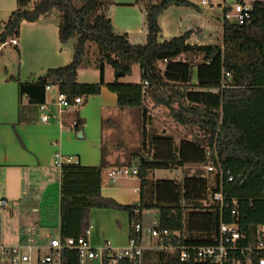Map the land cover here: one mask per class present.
Listing matches in <instances>:
<instances>
[{"label": "trees", "instance_id": "16d2710c", "mask_svg": "<svg viewBox=\"0 0 264 264\" xmlns=\"http://www.w3.org/2000/svg\"><path fill=\"white\" fill-rule=\"evenodd\" d=\"M79 1L77 5L73 0H17V8L0 33V43L18 37L22 22L38 21L55 9L61 43L73 42L72 59L67 65L49 68L35 80L9 77L18 83L20 110L24 97L32 107L44 102L47 84L57 85L71 98L84 99L99 94L107 86L118 95L121 110L141 109L144 117L149 98L154 106L167 107L176 122L203 128L207 137L205 143L184 139L176 145L172 137L157 135L152 142V158L143 151L134 152L140 163L138 203L121 204L102 195V176L107 167L104 147L98 166L84 167L77 163L57 168L61 180L60 206L59 210L48 212V216H54L60 223L62 233L83 235L91 226V209L113 208L129 213L130 236L135 222L148 224L158 218L161 227L172 232L193 230L196 241L204 243L211 226L219 219L216 212L208 211L202 204L214 190V186L208 189V178L187 176L178 182L153 180L149 174L159 168L202 163L207 158L216 161V155L224 167L245 176L242 185L226 182L228 194L240 199L242 222H264V202L260 200L264 195V3L257 6L250 22L237 24L224 19L221 45H192L188 43L190 31L159 41L161 15L171 7L197 6L189 0L146 3L147 38L143 44H134L126 33L114 31L107 15L109 0ZM229 9L225 7L224 12ZM92 45L96 47L94 61L101 78L96 83H81L77 81L78 69L88 58ZM183 54L193 55L195 62L179 61L177 58ZM106 65L124 76L138 65L140 80L106 82ZM226 71L231 72V79L222 88ZM29 191L31 196L37 193L33 186ZM32 206H39L36 198L28 205ZM149 209L155 213H147ZM36 223L41 226L39 218ZM47 227L54 233L57 226ZM144 258L145 264H182L177 253L161 250H146Z\"/></svg>", "mask_w": 264, "mask_h": 264}, {"label": "crops", "instance_id": "0c3cea01", "mask_svg": "<svg viewBox=\"0 0 264 264\" xmlns=\"http://www.w3.org/2000/svg\"><path fill=\"white\" fill-rule=\"evenodd\" d=\"M159 1L109 0L107 15L112 21L114 31L120 34L126 33L134 44L145 43L147 38L145 6L148 2L157 3ZM131 5L137 7L140 12L133 15L128 10H125L126 8L124 7ZM17 6V0H0V33ZM210 18V16L202 12V8L199 5L196 7H171L159 19L161 25L159 41L162 42L190 31L189 44L215 45L216 43L208 41L210 39V31L215 27ZM222 22L224 23L223 20ZM16 40L17 44H14L13 49L7 52H4L0 46L2 56L5 53L8 61L11 58L18 63V68H4V74L0 78V169L6 168L13 172L16 169L31 167L37 172L42 166L51 164L56 151H60L65 156H72L78 159L80 164L98 166L101 162L103 148L101 138L103 136L104 121L102 122L101 109L103 107H117L120 109L118 107V95L109 90L107 86H104L99 94L84 99V104L81 106L70 108L64 114L63 121L66 125L69 124L72 121V117H75L71 116L75 112L81 122L77 130L70 128L71 123L69 124V129H65V126L59 125L56 118H52L49 122L41 121L39 107L28 105L27 97L22 99L21 111L18 83L9 79V77L12 75L18 76L21 81L35 80L44 76L49 68L67 65L72 59L73 42L61 43L58 20L55 14H48L35 22H22ZM7 43L8 41L3 46ZM14 49H16V53ZM15 54L16 56H14ZM179 58L180 56L177 59L180 60ZM111 69L116 76L114 69L112 67ZM100 78V70L88 55V58H85L78 69L77 81L81 83H96L100 81ZM119 78H115L114 81H119ZM55 91L56 89H53L46 94V98L51 99L54 97ZM21 113L23 119H20ZM181 141L176 143V145ZM53 142H56V145ZM106 162L107 167L104 169L102 176V195L113 198L121 204L138 203L141 200L140 179L137 178L139 185L135 187L132 185L125 187L117 184L118 182L112 183L106 175L110 168L117 167L115 164L117 163V156L109 153L106 155ZM131 179L134 180L135 178H123L124 181ZM32 181L33 185L31 187L33 186L36 190L39 183L35 182L36 179ZM29 187L26 184V188H22L21 198L10 200L6 194L0 196V199L4 198L8 202L7 207L0 208V243L15 244L19 242L22 229L27 225L35 224L37 218H39L42 226V234H51L47 225L58 226L59 222L54 221L55 219L52 216H48L49 211L47 212V209L56 206L57 210H59L60 199L52 196L43 197L38 190L35 191L37 193L34 192L35 194L31 196ZM24 190L26 194L23 196ZM35 198L38 199L39 205L45 208L42 218L33 213V207L31 209L28 207L31 200ZM47 201L51 203L45 204ZM101 209L108 210L111 214L107 215L117 221V218L122 215L120 213L123 212L126 215L123 217H125V220L127 219L128 225L122 226L119 224V230L115 229L112 231L110 226L109 228L99 227V211L103 212ZM90 213L92 219L96 222V224L91 223L90 234V240L94 246L100 247L106 242L116 246L128 244L130 220L127 211L113 208H93Z\"/></svg>", "mask_w": 264, "mask_h": 264}, {"label": "built area", "instance_id": "2783aa9c", "mask_svg": "<svg viewBox=\"0 0 264 264\" xmlns=\"http://www.w3.org/2000/svg\"><path fill=\"white\" fill-rule=\"evenodd\" d=\"M203 4H209L202 0ZM264 0H237L224 12V19L237 24H245L253 19L257 6ZM234 20H231V18ZM17 44L16 38L10 39ZM6 43V42H5ZM4 45V43H2ZM231 72L226 71L222 80V88L228 86ZM145 83H148L147 81ZM56 89L54 97L45 98L38 104L40 120L49 122L56 118L60 126H66L63 116L70 108L84 104V98H71L57 85L47 84L46 94ZM81 122L74 119L70 128L77 130ZM56 145V142H53ZM210 156V152H207ZM54 163L58 168L64 164H77L79 160L65 156L60 151L54 153ZM209 190L202 200L208 211H214L219 216L216 224L205 237L204 243H198L193 230L174 231L160 226L158 218H153L148 224L141 221L134 223V232L125 246H116L106 242L103 246H94L90 240L91 226L85 234L72 236L62 233L60 223L55 235L42 234L41 226L31 224L21 231V239L15 244L0 243V264H145L146 250H161L177 253L182 264H264V222H242L241 202L238 197L231 196L226 191V182L244 184L245 176L235 174L224 167L216 155V161L210 160L207 167ZM140 163L132 160L129 165L117 166L108 170V179L112 183L121 178H139ZM138 190V189H137ZM264 202V195L260 196ZM6 199H0V207H7ZM250 205H253L250 200ZM193 205H191L192 208ZM147 213H155L147 210Z\"/></svg>", "mask_w": 264, "mask_h": 264}, {"label": "rangeland", "instance_id": "374dc122", "mask_svg": "<svg viewBox=\"0 0 264 264\" xmlns=\"http://www.w3.org/2000/svg\"><path fill=\"white\" fill-rule=\"evenodd\" d=\"M75 4L79 5V0H73ZM195 5H199L202 8V12L210 16L211 21L215 25V27L210 31V39L208 41L214 42L216 44L221 45L223 42V25L224 16L222 5L225 3H234L237 0H206L209 4H203L202 0H189ZM245 1H253V0H245ZM125 10H128L133 15L138 14L140 11L137 7L127 6L124 7ZM58 10H53L50 15L57 14ZM231 20H234L232 17ZM3 46L0 43V46L3 48L4 52L13 49L14 44L9 42ZM191 44V43H190ZM15 48V47H14ZM15 53L17 52L14 49ZM96 47L92 45V49L89 54V58L91 60H95ZM16 56V54L14 55ZM179 61H183L185 59H190L195 62V57L193 55H182L179 58ZM95 62V61H94ZM166 63L163 62V64ZM18 68V63L10 58L5 56V53L1 54L0 52V78L1 75L4 74V68ZM104 77L106 82L114 81L115 74L113 73L111 67L109 65L105 66ZM140 79V68L138 65H134L132 67V73L130 75L122 76L119 78L120 82L130 83L135 82ZM1 82V81H0ZM28 104V102H27ZM146 115L143 117V113L141 109H126L121 110L117 107H103L101 109V116L103 122V136L101 138L102 145L104 147V152L106 155L109 153L117 156V166L127 164L129 161L135 160L134 152L143 151V154L149 159L152 158L154 151L152 149V142L155 136L162 135L172 137L174 143H178L180 140H190L193 142L205 143V139L207 137L205 130L198 125H182L176 122L170 114V110L167 107L162 106H154L151 100L148 98L146 100ZM72 121L74 119L79 120L77 115L72 114ZM74 118V119H73ZM71 121V122H72ZM80 121V120H79ZM70 122V123H71ZM69 123V124H70ZM69 124L65 126V129H69ZM208 157V155H207ZM116 162V161H115ZM210 161L208 158L206 161L202 163L195 164H185L184 166H176V167H165L159 168L152 172H150V179H173L178 182H183L184 178L187 176H208L206 167ZM84 167H94L92 165L81 164ZM57 166L54 163V157L50 165L42 166L37 172H35L31 167L27 169H16L11 172L9 169L2 168L0 169V196L2 194H6L10 200L15 198H21L22 196V188H26V184L31 186L33 185V179H36L35 182L39 183L37 186V190L42 194L43 197L52 196L55 198H61V182L60 177L57 174ZM61 169V168H59ZM108 174V173H107ZM108 177V175H106ZM119 185H123L125 187L132 185L133 187L139 185V181L137 178L134 180L124 181L123 178L118 180ZM127 189V188H126ZM131 191L132 188H130ZM128 190V189H127ZM60 193V198H59ZM26 194V191H23V196ZM38 200V199H37ZM51 200V197H50ZM51 202H46L45 204H50ZM49 206V205H47ZM33 207V208H32ZM32 211L34 214H40L42 218V214L44 211V207L32 206ZM49 208V207H47ZM56 206H52L47 209V212H51L54 210ZM191 208V207H190ZM98 210V209H96ZM100 210V209H99ZM103 212L99 211V227L111 228L112 230H119V224L124 226L128 225L126 216L124 213L120 217H118V221L111 218L108 210L101 209ZM52 218L55 219L54 216ZM42 221V219H41ZM55 221V220H54ZM90 222L92 224H96L95 220L92 219L90 213ZM120 222V223H119ZM37 224V223H35ZM44 231V230H42ZM52 235L56 234L51 233ZM123 235V234H122ZM109 239V238H108Z\"/></svg>", "mask_w": 264, "mask_h": 264}, {"label": "water", "instance_id": "95a60500", "mask_svg": "<svg viewBox=\"0 0 264 264\" xmlns=\"http://www.w3.org/2000/svg\"><path fill=\"white\" fill-rule=\"evenodd\" d=\"M122 76H124V73L123 72H118V73H116L115 78L117 79V78L122 77Z\"/></svg>", "mask_w": 264, "mask_h": 264}, {"label": "bare ground", "instance_id": "6f19581e", "mask_svg": "<svg viewBox=\"0 0 264 264\" xmlns=\"http://www.w3.org/2000/svg\"><path fill=\"white\" fill-rule=\"evenodd\" d=\"M130 233H132V232H130Z\"/></svg>", "mask_w": 264, "mask_h": 264}]
</instances>
